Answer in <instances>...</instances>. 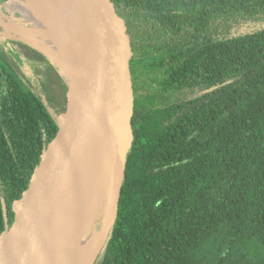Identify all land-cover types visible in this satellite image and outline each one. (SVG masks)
<instances>
[{
  "label": "trees",
  "instance_id": "trees-1",
  "mask_svg": "<svg viewBox=\"0 0 264 264\" xmlns=\"http://www.w3.org/2000/svg\"><path fill=\"white\" fill-rule=\"evenodd\" d=\"M114 2L133 52L132 141L93 264H264V0ZM1 60L0 240L66 86L45 105Z\"/></svg>",
  "mask_w": 264,
  "mask_h": 264
},
{
  "label": "water",
  "instance_id": "water-1",
  "mask_svg": "<svg viewBox=\"0 0 264 264\" xmlns=\"http://www.w3.org/2000/svg\"><path fill=\"white\" fill-rule=\"evenodd\" d=\"M50 3L62 20L66 36V61L64 67L59 65L66 84L64 104L56 117V135L15 202L11 222L0 240V264H52L53 226L101 141L108 153L122 160L112 205L114 219L131 147L133 52L114 0ZM28 44L53 60L36 44ZM85 235L83 242L93 238L84 240Z\"/></svg>",
  "mask_w": 264,
  "mask_h": 264
},
{
  "label": "bare ground",
  "instance_id": "bare-ground-1",
  "mask_svg": "<svg viewBox=\"0 0 264 264\" xmlns=\"http://www.w3.org/2000/svg\"><path fill=\"white\" fill-rule=\"evenodd\" d=\"M28 1L43 27L34 29L7 24V31L26 39L42 38L39 41L41 43L36 44L37 47L52 59L61 58L65 63L66 36L62 20L54 11L50 0ZM43 38L47 39L49 44H45ZM55 58L54 60H57ZM121 171L122 160L108 153L103 142H99L53 226L52 264H92L113 219V208L109 211L108 207H104V202L108 198L110 188L117 186ZM101 211H104L102 231H98L91 240L81 246L83 235Z\"/></svg>",
  "mask_w": 264,
  "mask_h": 264
},
{
  "label": "rangeland",
  "instance_id": "rangeland-1",
  "mask_svg": "<svg viewBox=\"0 0 264 264\" xmlns=\"http://www.w3.org/2000/svg\"><path fill=\"white\" fill-rule=\"evenodd\" d=\"M31 11L26 0H0V59L3 58L1 63L4 68L23 88L39 95V97L44 100L45 105H48L46 102V94H55V97H58L62 90L64 76L59 65L64 67V62L61 58L58 59L55 57H53V60H50L40 50L28 44L41 43L39 41H41L42 38L31 40V38L26 39L21 36L12 35L7 31V24L34 29L42 28L43 25L39 22L38 17L33 11L31 19H29L28 15ZM35 22H39L37 27L33 26V24H36ZM151 35L154 38L156 33L151 32ZM16 42H18L19 45ZM43 42L49 44L48 40H43ZM48 56L51 57L50 55ZM54 58L57 60H54ZM115 192L116 186L111 187L108 198H106L104 202V207H108L109 211L113 205ZM103 214L104 211H101L95 218L94 225L88 233V238L97 233V225ZM86 243L87 242L81 241V246H84Z\"/></svg>",
  "mask_w": 264,
  "mask_h": 264
},
{
  "label": "flooded vegetation",
  "instance_id": "flooded-vegetation-1",
  "mask_svg": "<svg viewBox=\"0 0 264 264\" xmlns=\"http://www.w3.org/2000/svg\"><path fill=\"white\" fill-rule=\"evenodd\" d=\"M33 14V12L31 11V12H29V15H28V17H29V19H31V15ZM22 16V15H21ZM36 24H33V26H35V27H37V25L39 24V22H35ZM28 25V24H27ZM4 43H7V42H4ZM18 45H19V43L18 42H16Z\"/></svg>",
  "mask_w": 264,
  "mask_h": 264
}]
</instances>
